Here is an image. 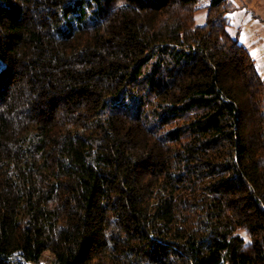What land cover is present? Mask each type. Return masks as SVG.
Returning <instances> with one entry per match:
<instances>
[{
    "label": "trees",
    "instance_id": "1",
    "mask_svg": "<svg viewBox=\"0 0 264 264\" xmlns=\"http://www.w3.org/2000/svg\"><path fill=\"white\" fill-rule=\"evenodd\" d=\"M198 3L0 0V264H264V81Z\"/></svg>",
    "mask_w": 264,
    "mask_h": 264
},
{
    "label": "rangeland",
    "instance_id": "2",
    "mask_svg": "<svg viewBox=\"0 0 264 264\" xmlns=\"http://www.w3.org/2000/svg\"><path fill=\"white\" fill-rule=\"evenodd\" d=\"M210 0H199L202 10L195 14L196 25L206 23ZM228 31L243 45L252 59L256 69L264 81V0H229ZM6 264H22L10 261ZM40 264H56L50 253H45Z\"/></svg>",
    "mask_w": 264,
    "mask_h": 264
}]
</instances>
